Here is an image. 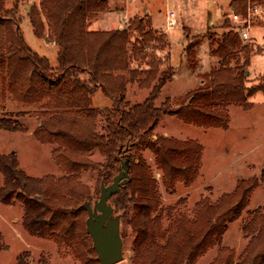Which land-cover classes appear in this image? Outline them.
Masks as SVG:
<instances>
[{"label":"rangeland","instance_id":"1","mask_svg":"<svg viewBox=\"0 0 264 264\" xmlns=\"http://www.w3.org/2000/svg\"><path fill=\"white\" fill-rule=\"evenodd\" d=\"M3 1L7 10L15 2ZM41 1L20 0L16 18L31 50L41 58H47L51 68L57 69L59 47L50 37L48 24L45 21V33L40 38L30 21L32 7L38 6ZM230 1L109 0V10L90 20V27L100 31L122 29L129 26L130 19L144 18L151 22L153 31L163 33L169 45L170 65L174 67L175 75L158 96L156 105L170 102L173 109H177L189 104L188 94L211 86V72L220 64V58L213 54V50L217 48L218 41L233 32L236 26L231 18L234 9ZM118 7L126 9L125 12L121 13L122 8ZM170 11L176 13V27H168L166 19ZM250 33L251 39L246 44H250L253 53L245 76L248 89L264 85L263 9L252 23ZM2 34L0 29V52ZM194 41L199 45L189 53L186 47ZM4 44L10 46L9 42ZM235 49L243 62V50ZM158 55L163 58L166 53L159 51ZM6 67V63L0 61V264H85L84 253L92 258L97 256L92 253L94 244L89 233L83 236V244L79 245L68 239L60 241L62 231L57 229L47 233L44 204L54 194L58 197L55 201L63 200L68 205L75 197L71 193L60 192L62 187L59 183L63 181L67 187H73V180L76 187L83 188L94 205L100 199L102 167L108 163L107 157L96 146L87 158L92 165H98V169L87 166L75 173L68 171L63 165L69 151L62 144L63 140L57 142L48 138L44 141L38 132L71 110L60 102L62 95L29 90L30 80L16 82L17 79L11 78ZM83 77L88 79V75ZM151 91L152 88L141 84H129L125 102L129 106L140 105ZM92 101V109L100 111L114 106L111 98L102 91L93 95ZM224 113L226 117L222 121L225 126L218 128L198 127L178 116H164L154 127L146 144L136 146L131 157L133 163L143 165L155 182L157 209L153 210L152 218L161 217L163 230L169 229L180 217L192 223L202 202L208 200L217 206L223 197L236 193L240 182H256L249 210L239 220L228 223L221 244L214 241L208 250L199 252L194 264H220L218 259L223 258L224 249L232 251L234 264H238L250 242L244 232L250 213L264 211V91L255 93L245 105L225 106ZM104 126L101 117H98L94 131L103 134ZM159 138L182 143L193 141L200 146L196 174L195 163L183 159L180 162H183L184 169L187 170L190 164L192 169L180 175V180L171 181L161 169L155 150L148 145ZM120 227L124 257L118 264L140 263L136 243L138 233L129 224V219L128 222L122 221ZM165 241L161 236L156 237L159 244L163 245ZM157 255L160 263H164L162 249Z\"/></svg>","mask_w":264,"mask_h":264},{"label":"trees","instance_id":"2","mask_svg":"<svg viewBox=\"0 0 264 264\" xmlns=\"http://www.w3.org/2000/svg\"><path fill=\"white\" fill-rule=\"evenodd\" d=\"M251 1L258 3L264 11V0ZM19 2L15 0L13 7L7 10L4 1L0 0V29L3 32L0 61L6 63L9 75L17 79L16 82L29 79V90L62 95L60 102L71 112H65L64 117L43 126L38 135L44 141L48 138L57 142L63 140L62 144L69 151L63 165L68 171L75 173L87 166L98 169V165H92L87 158L97 146L108 161L102 167L101 185L110 186L122 162L129 159L130 182L111 197L109 205L113 207L114 216L121 217L120 226L122 221L128 222L129 219V224L138 233V264H194L199 252L208 250L214 241L221 244L228 223L239 220L249 210L256 182H240L236 193L223 197L217 206L208 200L202 202L192 223L180 217L169 229L163 230L161 217L152 218L153 210L157 209L155 182L143 165L133 163L131 157L136 146L146 144L164 116H178L198 127H224L225 106L245 105L255 93L264 91V85L246 87L245 76L253 53L250 44H244L238 33L225 35L213 50V54L219 56L220 64L211 72V86L191 92L187 97L188 105L173 109L170 102L156 105L158 96L174 78L175 69L170 65L166 36L153 31L150 21L132 18L127 28L100 31L91 29L90 20L109 10V0H42L38 6L32 7L29 15L36 36L43 37L47 23L50 37L59 47V67L52 69L49 60L35 54L24 40L20 21L16 18ZM230 2L238 14H245L248 0ZM121 8V12L124 11ZM4 42H9L10 46ZM198 45L196 41L190 42L186 51L191 53ZM235 48L243 50V62ZM159 51L165 52V57L161 58ZM84 75H88V79H84ZM129 84L152 88L144 103L129 106L125 102ZM99 91L111 98L114 106L103 111L92 109V97ZM98 117L105 125L103 134L94 131ZM148 145L155 150L161 169L171 181L180 180V175L192 169L191 164L184 169L183 162H180L183 159L195 163L196 174L201 148L193 141L182 143L159 138ZM72 182L73 187H67L63 181L59 183L60 192L75 197L68 205L63 200L55 201L58 197L54 194H51L52 198L48 197L44 204V226L47 233L55 229L62 231L60 241L68 239L79 245L83 244V236L88 234L89 214L85 203L92 204V201L81 186L78 188ZM73 205L76 207H70ZM250 215L244 228L250 242L238 264H264V211ZM121 236L123 239L122 227ZM160 236L166 240L163 245L156 242V237ZM160 249L165 254L164 263L157 258ZM222 252L223 258L218 262L234 264L232 251L224 249ZM92 253L97 254L94 246ZM83 256L85 264H100L97 256L92 258L85 253Z\"/></svg>","mask_w":264,"mask_h":264},{"label":"water","instance_id":"3","mask_svg":"<svg viewBox=\"0 0 264 264\" xmlns=\"http://www.w3.org/2000/svg\"><path fill=\"white\" fill-rule=\"evenodd\" d=\"M128 163V158L122 162V168L113 178L110 186L101 185L100 199L96 200L94 205L90 202L85 203L89 214L86 228L101 264H118L123 261L124 243L121 236V217L114 216L109 200L130 182Z\"/></svg>","mask_w":264,"mask_h":264},{"label":"built area","instance_id":"4","mask_svg":"<svg viewBox=\"0 0 264 264\" xmlns=\"http://www.w3.org/2000/svg\"><path fill=\"white\" fill-rule=\"evenodd\" d=\"M248 6L244 15L238 14L235 10L232 13V21L235 23V27L233 28L234 33H238L243 43L249 42L251 39V29L252 23L257 18L258 15L261 14L262 8L259 4L248 0ZM167 24L168 27H176L177 19L176 14L173 11H170L167 15Z\"/></svg>","mask_w":264,"mask_h":264},{"label":"crops","instance_id":"5","mask_svg":"<svg viewBox=\"0 0 264 264\" xmlns=\"http://www.w3.org/2000/svg\"><path fill=\"white\" fill-rule=\"evenodd\" d=\"M119 9H120V8H119ZM125 10H126V9H124V11H122L121 13L125 12ZM175 14H176V13H175ZM124 19H127V17H125ZM124 19H123V20H124ZM112 23H113V21H112ZM94 25H97V24L95 23Z\"/></svg>","mask_w":264,"mask_h":264}]
</instances>
